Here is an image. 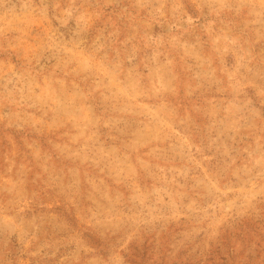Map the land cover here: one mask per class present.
<instances>
[{
	"label": "rangeland",
	"instance_id": "rangeland-1",
	"mask_svg": "<svg viewBox=\"0 0 264 264\" xmlns=\"http://www.w3.org/2000/svg\"><path fill=\"white\" fill-rule=\"evenodd\" d=\"M0 264H264V0H0Z\"/></svg>",
	"mask_w": 264,
	"mask_h": 264
}]
</instances>
